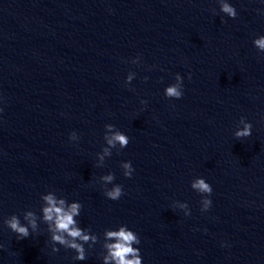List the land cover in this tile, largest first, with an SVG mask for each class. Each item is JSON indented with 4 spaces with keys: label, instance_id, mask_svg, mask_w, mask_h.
I'll return each mask as SVG.
<instances>
[{
    "label": "water",
    "instance_id": "1",
    "mask_svg": "<svg viewBox=\"0 0 264 264\" xmlns=\"http://www.w3.org/2000/svg\"><path fill=\"white\" fill-rule=\"evenodd\" d=\"M224 2L235 18L221 0H0V264H105L122 225L142 264H264V0ZM49 194L81 205L85 259L52 240Z\"/></svg>",
    "mask_w": 264,
    "mask_h": 264
},
{
    "label": "clouds",
    "instance_id": "2",
    "mask_svg": "<svg viewBox=\"0 0 264 264\" xmlns=\"http://www.w3.org/2000/svg\"><path fill=\"white\" fill-rule=\"evenodd\" d=\"M220 10L232 18H235L237 15L234 6L230 3L224 2V0H221ZM254 44L258 49L264 52V35L255 39ZM129 79H131V77H129ZM176 81L177 83L170 84L165 89L164 94L166 97L176 99L182 97V78L177 75ZM106 127L111 129L113 125L108 124ZM251 128V123H245L242 129L236 131L235 136L237 138L248 137L251 135ZM107 143L112 147L119 144L121 148H124L129 143V137L126 134L117 131L107 137ZM105 154H110L108 149H105ZM101 159H103V157H101ZM122 167L124 169V176L130 177L134 170L131 161H125ZM103 179L108 183H112L114 175H106ZM192 187L197 189L200 193L210 195L212 192L211 185L206 182L204 178L196 179L193 182ZM122 194L123 189L119 184H114L110 189H107L104 192V195L112 200H118ZM43 199L46 202L45 206L42 208L43 219L49 223V228L53 233L52 240L58 244L74 249L77 252L76 259H85L83 246L75 241L78 238L87 242L90 239L95 240V237H90L85 234L81 228L76 226V220L74 217L79 215L81 205L78 203H72L70 206H66L63 199L57 200L51 194L44 196ZM211 203L212 202L209 198H205L203 201L204 209L207 210ZM24 218L28 220L32 229L36 228V219L33 212H27ZM6 224L13 232L18 234V238L20 239L26 238L30 235L28 226L21 224L17 215H12L11 218L6 221ZM105 235L108 240L112 241V243L106 245L108 255L104 258L105 264H109V261H113L114 264H142L140 249L133 247V244L138 245L140 243V239L134 231L130 230L127 226L122 225L118 230L107 231ZM66 236L71 237L72 239H67ZM58 250V248H53L54 252Z\"/></svg>",
    "mask_w": 264,
    "mask_h": 264
}]
</instances>
